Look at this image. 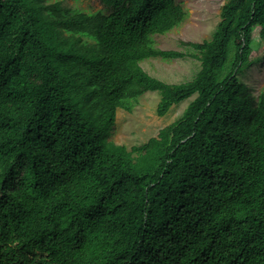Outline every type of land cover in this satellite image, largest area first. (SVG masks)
Returning a JSON list of instances; mask_svg holds the SVG:
<instances>
[{
	"label": "trees",
	"instance_id": "16d2710c",
	"mask_svg": "<svg viewBox=\"0 0 264 264\" xmlns=\"http://www.w3.org/2000/svg\"><path fill=\"white\" fill-rule=\"evenodd\" d=\"M100 1L0 0V264H264V90L238 75L264 0H227L184 51L153 40L186 20L176 0ZM151 58L200 69L168 83ZM146 92L160 117L194 98L147 142L111 141Z\"/></svg>",
	"mask_w": 264,
	"mask_h": 264
},
{
	"label": "rangeland",
	"instance_id": "374dc122",
	"mask_svg": "<svg viewBox=\"0 0 264 264\" xmlns=\"http://www.w3.org/2000/svg\"><path fill=\"white\" fill-rule=\"evenodd\" d=\"M187 10L186 20L164 35H154L155 45L162 50L184 51L182 42L199 43L209 39L220 21V13L227 0H176ZM46 4L61 3L73 11L96 12L105 9L100 0H44ZM255 38L259 40L257 32ZM152 76L168 83H181L191 80L200 69V62L193 58L171 61L151 58L141 63ZM241 81L249 86L254 95L264 90V43L256 44L249 65L238 74ZM194 97L173 106L171 111L160 117L156 113L160 95L146 92L135 104L133 111L119 109L116 124L109 139L116 144L131 149L157 136L165 126L176 121Z\"/></svg>",
	"mask_w": 264,
	"mask_h": 264
}]
</instances>
